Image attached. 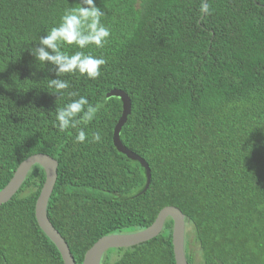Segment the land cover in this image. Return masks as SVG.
Returning a JSON list of instances; mask_svg holds the SVG:
<instances>
[{"label": "trees", "instance_id": "1", "mask_svg": "<svg viewBox=\"0 0 264 264\" xmlns=\"http://www.w3.org/2000/svg\"><path fill=\"white\" fill-rule=\"evenodd\" d=\"M111 30L103 48L83 49L107 63L96 80L65 74L68 91L88 97L95 117L76 129L52 126L56 107L30 54L38 38L79 0H0V190L17 167L42 154L57 162L46 206L75 264L101 238L148 228L165 207L185 217L187 264H264V0H95ZM78 49L70 48L71 53ZM125 93L130 114L123 147L113 146ZM58 99V100H57ZM83 128L99 143H75ZM45 181L29 170L0 206V264H63L35 220ZM172 221L152 240L108 250L100 264H175Z\"/></svg>", "mask_w": 264, "mask_h": 264}, {"label": "clouds", "instance_id": "2", "mask_svg": "<svg viewBox=\"0 0 264 264\" xmlns=\"http://www.w3.org/2000/svg\"><path fill=\"white\" fill-rule=\"evenodd\" d=\"M199 12L210 14L208 0H201ZM105 13L97 6L95 0H79L73 7L65 8L59 23L45 35L38 38V46L30 49V54L42 66L50 64L55 69V79L47 80V88L60 99L65 94L71 99L61 107H56L52 126L59 132L69 128L76 129L81 123H88L95 117L96 107L85 95L76 91H68L69 80L61 79L65 74L76 75L87 80H96L101 76V69L107 61L91 53L82 51L89 46L103 48L111 37V30L102 22ZM78 49L69 52L68 49ZM57 99V100H58ZM102 137L99 131L92 132L89 137L81 128L75 137V143H99Z\"/></svg>", "mask_w": 264, "mask_h": 264}, {"label": "water", "instance_id": "3", "mask_svg": "<svg viewBox=\"0 0 264 264\" xmlns=\"http://www.w3.org/2000/svg\"><path fill=\"white\" fill-rule=\"evenodd\" d=\"M111 97L119 99L122 108L121 115L113 130V146L119 154L123 155L130 161L137 162L144 170L146 182L142 191L143 193L150 184L149 168L141 158L126 150L119 139L121 128L125 124L127 117L130 114V100L125 93L116 90H112L106 95V98ZM34 165H38L39 167H41L45 174V181L35 202L34 208L35 220L37 222V225L55 246L63 264H75L65 241L51 225L46 214L47 202L50 198L57 178V162L55 160H53L49 156L38 154L31 156L23 161L17 167L7 185L2 190H0V206L7 203L18 192L29 170ZM167 219H170L172 221L171 242L174 262L175 264H187L184 256L185 217L175 207L163 208L158 213L154 222L144 230L132 234H114L99 239L84 254L82 264H100L103 255L108 250L126 249L154 239L161 233L164 223Z\"/></svg>", "mask_w": 264, "mask_h": 264}]
</instances>
